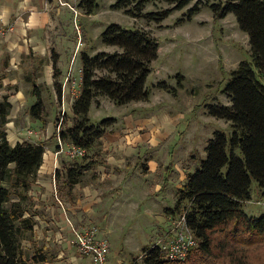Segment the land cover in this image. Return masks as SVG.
<instances>
[{
    "label": "trees",
    "instance_id": "1",
    "mask_svg": "<svg viewBox=\"0 0 264 264\" xmlns=\"http://www.w3.org/2000/svg\"><path fill=\"white\" fill-rule=\"evenodd\" d=\"M154 1L138 0L131 7L132 0H117L110 8L159 23L173 9L137 14ZM192 1L179 0L174 8L182 9ZM210 8L218 19L234 16L249 48L250 61L238 62L224 88L229 105L209 106V115L225 121L231 133L229 137L213 133L204 148L205 158L193 173L186 174L184 184L175 192L173 207L166 209L169 216L184 215L196 245L180 261L165 260L159 245L145 248L141 264H247L249 254L264 247V215L253 218L242 209L250 200L252 180L264 196V0H225ZM197 13L194 5L187 10V20ZM100 40L114 50L80 52L79 93L72 100L69 123L59 130L63 144L85 151L84 156L54 174L56 185L68 192L85 173L104 163L99 156L100 140L116 123L108 118L92 124L91 106L101 99L125 106L149 97L146 79L157 58L156 40L142 29L115 23L105 27ZM54 89L59 100L61 84L56 83ZM1 91L0 77V264H45L51 257L34 241L38 212L30 194L42 164L44 144L8 142L6 124L11 105ZM43 111L42 102L36 100L30 116L43 124ZM184 201L188 206L182 209Z\"/></svg>",
    "mask_w": 264,
    "mask_h": 264
},
{
    "label": "rangeland",
    "instance_id": "2",
    "mask_svg": "<svg viewBox=\"0 0 264 264\" xmlns=\"http://www.w3.org/2000/svg\"><path fill=\"white\" fill-rule=\"evenodd\" d=\"M65 1L76 10V13L67 6L61 7L62 12H58L57 32L53 35L56 50L60 54L63 74L68 69L74 47L79 40L73 66L74 77L78 80L80 52L94 54L93 52L97 50H104L100 34L111 23L127 29H142L158 44L157 58L152 63L151 72L146 79L149 91L147 101L114 106L115 108L104 102L100 113H97L99 101V104H93L89 111L92 124L108 118L116 120V125L107 131L108 135L105 138H110L111 135L117 138L115 141L150 142V145L136 147L134 156L139 155L142 158L151 156L154 163L153 176L146 174L141 179L128 178L131 180L129 186L134 189H137L134 183L147 189L153 187L155 177H159L161 181L144 200L137 201L139 209L132 224L136 230L138 243L134 256L139 258L125 260L127 264L132 260L134 264H141L140 256L143 249L154 245L161 246L170 240L173 235L172 228L180 214L177 213L171 221L167 234L162 232L165 224L160 227L152 220L153 225L144 226L140 215L161 201L163 204L161 210L165 206L172 208L176 201L177 188L184 184L186 174L193 173L205 158L204 148L213 133L218 131L224 133L226 137L230 136L228 124L210 116L208 111L211 105H229L224 88L238 62L250 61L247 39L238 30L232 14L222 19L216 18L213 14L210 6L225 0H193L182 9L174 8L179 0H157L147 4L141 12H137L141 15L146 12L173 9L167 18L159 23L126 15L123 10H112L110 7L117 0ZM82 1L85 2L80 7ZM137 1L132 0L131 7ZM194 5L198 7V13L187 20V10ZM257 77L261 80L259 74ZM31 93L34 94L33 90ZM44 96L46 102L42 114L44 122L42 124L40 119L36 123H41V127L33 126L23 131L25 133L23 137L27 138L25 141H57L63 124L69 123L71 114L68 112L67 104L70 99H59V104H54L53 99L48 100L46 94ZM34 104L35 101H29V109ZM48 122L52 124L51 134H47L45 130ZM99 156L104 161L105 154L102 148ZM237 156L240 157V154L237 153ZM73 159L75 158L69 157L65 152L60 154L58 157L62 163L60 169L62 170L63 165H68ZM138 163L140 169L147 170V159ZM177 170L178 176L174 173ZM140 173L143 174L141 170ZM161 187H164L166 194L163 192L155 194ZM32 192L31 190L30 193ZM187 206L188 202L184 201L182 209ZM242 209L246 215L253 218L264 215V196L254 180L251 181L250 200L243 204ZM256 251L249 254L247 264H264V247Z\"/></svg>",
    "mask_w": 264,
    "mask_h": 264
},
{
    "label": "crops",
    "instance_id": "3",
    "mask_svg": "<svg viewBox=\"0 0 264 264\" xmlns=\"http://www.w3.org/2000/svg\"><path fill=\"white\" fill-rule=\"evenodd\" d=\"M60 3L68 2L0 0L1 95L7 96L11 105L6 124L7 140L11 145L27 139L23 137L25 134L23 131L26 129L42 126L41 123H36L39 122L38 119L31 118L29 101L40 100L45 111L46 94L48 100L53 99L54 104H59L54 89V85L58 83L61 84L60 100L70 99L67 105L71 114L72 100L79 93L80 66L77 70L78 80L73 74L74 56L79 40L64 74L61 70L60 54L55 46L53 35L57 32L58 12H62L60 8L65 6ZM113 50L105 46L102 51L110 53ZM104 102L115 108L109 100L101 99L97 113H100ZM45 130L47 134H51L52 124L48 122ZM106 135L108 132L100 140V147L105 154L104 161L102 160L104 163L85 173L81 181L69 192L54 182V174L61 170L60 164L62 166L58 160L60 154H55L57 142L32 141L37 144L43 143L45 148L42 164L32 185L33 192L30 193L38 212L35 218L34 241L51 257V261L45 264H93L90 257L78 252L70 226L78 229L95 227L97 238L106 240L109 246L106 264H127L125 259L139 258L134 256L138 243L136 230L132 224L139 209L137 201L144 200L161 181L159 177V179L155 177L153 187L147 189L135 183L137 189L130 187L131 177L141 179L146 174L152 176L154 174L151 156L149 158L134 156L136 147L150 145V142L115 141L117 139L115 136L109 135L110 138H105ZM103 139L105 141H102ZM67 146L64 144L65 148ZM144 159H147L146 171L138 167V162ZM174 173L178 176V170ZM160 192L166 194L164 187L156 190L155 194ZM158 204L156 203L153 208H147L146 212L140 215V220L144 226L153 225L152 220L160 227L165 224L162 232L167 234L174 217L166 213L170 206H165L161 210L162 201ZM25 247L28 249L30 245ZM128 264H134V261Z\"/></svg>",
    "mask_w": 264,
    "mask_h": 264
},
{
    "label": "built area",
    "instance_id": "4",
    "mask_svg": "<svg viewBox=\"0 0 264 264\" xmlns=\"http://www.w3.org/2000/svg\"><path fill=\"white\" fill-rule=\"evenodd\" d=\"M60 4L67 6L70 10L76 13V10L68 3ZM57 137L56 155L65 152L71 158L84 156L85 151L81 148L67 146L64 149V144L61 142L59 136ZM172 231L173 235L170 240L164 245H161L160 248L164 252L165 260L180 261L185 259L188 250L196 245V240L185 226L184 215L179 216V219L175 222ZM70 232L80 254L90 257L93 264H106L109 246L106 240L97 238V230L95 227L78 229L70 226Z\"/></svg>",
    "mask_w": 264,
    "mask_h": 264
}]
</instances>
